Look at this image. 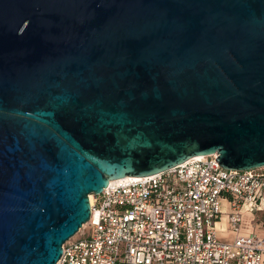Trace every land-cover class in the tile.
I'll return each instance as SVG.
<instances>
[{
	"label": "water",
	"instance_id": "water-1",
	"mask_svg": "<svg viewBox=\"0 0 264 264\" xmlns=\"http://www.w3.org/2000/svg\"><path fill=\"white\" fill-rule=\"evenodd\" d=\"M264 167V0H0V264H57L111 180Z\"/></svg>",
	"mask_w": 264,
	"mask_h": 264
},
{
	"label": "built area",
	"instance_id": "built-area-1",
	"mask_svg": "<svg viewBox=\"0 0 264 264\" xmlns=\"http://www.w3.org/2000/svg\"><path fill=\"white\" fill-rule=\"evenodd\" d=\"M217 157L195 156L92 194L96 221L87 237L64 244L57 264H264V236L242 234L243 210L264 194V167L225 168ZM223 198L232 240L217 226Z\"/></svg>",
	"mask_w": 264,
	"mask_h": 264
},
{
	"label": "crops",
	"instance_id": "crops-1",
	"mask_svg": "<svg viewBox=\"0 0 264 264\" xmlns=\"http://www.w3.org/2000/svg\"><path fill=\"white\" fill-rule=\"evenodd\" d=\"M222 215L218 221V230L220 236L225 240H232L234 233L230 230L228 213L230 211V204L227 199L223 198ZM262 216V217H261ZM264 236V194L258 200V207L254 210H243L242 234H252Z\"/></svg>",
	"mask_w": 264,
	"mask_h": 264
},
{
	"label": "rangeland",
	"instance_id": "rangeland-1",
	"mask_svg": "<svg viewBox=\"0 0 264 264\" xmlns=\"http://www.w3.org/2000/svg\"><path fill=\"white\" fill-rule=\"evenodd\" d=\"M91 201V199H90ZM92 203V202H91ZM262 217V216H261ZM96 221V216L94 218H92V220L90 222H88L87 224H85L80 231L70 240V242L73 241H77L79 239H82L84 237H87L89 234V230L92 227V225L95 223Z\"/></svg>",
	"mask_w": 264,
	"mask_h": 264
},
{
	"label": "bare ground",
	"instance_id": "bare-ground-1",
	"mask_svg": "<svg viewBox=\"0 0 264 264\" xmlns=\"http://www.w3.org/2000/svg\"><path fill=\"white\" fill-rule=\"evenodd\" d=\"M118 180H111L110 183L116 182ZM91 202H93V195H90ZM96 216V215H95Z\"/></svg>",
	"mask_w": 264,
	"mask_h": 264
}]
</instances>
